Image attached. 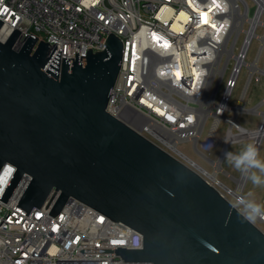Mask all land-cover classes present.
Instances as JSON below:
<instances>
[{
  "label": "water",
  "instance_id": "1",
  "mask_svg": "<svg viewBox=\"0 0 264 264\" xmlns=\"http://www.w3.org/2000/svg\"><path fill=\"white\" fill-rule=\"evenodd\" d=\"M3 21L0 19V28ZM20 30L0 40V170L16 171L0 199L31 176L15 208L53 203L58 215L78 199L143 235L142 248L116 252L149 264H264V232L199 172L107 110L123 43L110 32L103 50L79 61L57 43ZM36 46V48H35ZM35 48V49H34ZM60 65V68H59Z\"/></svg>",
  "mask_w": 264,
  "mask_h": 264
},
{
  "label": "built area",
  "instance_id": "2",
  "mask_svg": "<svg viewBox=\"0 0 264 264\" xmlns=\"http://www.w3.org/2000/svg\"><path fill=\"white\" fill-rule=\"evenodd\" d=\"M228 1L0 0V32L7 34V40L14 29L20 30L17 46L30 33L38 37L37 44L41 39L57 43L45 71L59 50L60 65L67 57L71 66L78 45L80 61L88 47L103 50L108 35L114 33L123 43L122 62L106 110L210 182L179 145L189 141L192 148L212 147L220 122L227 125L222 136L229 140L227 145L244 138L243 126L227 110L241 69L248 65V49L241 60L244 41L236 51L240 33L232 42L233 30L228 36L233 22ZM243 1L235 2L240 11ZM195 5H203L217 27L204 24ZM212 35L221 41L213 42ZM254 72L250 71L248 85ZM212 116L219 119L203 137ZM16 169L9 162L2 166L0 196ZM30 178L24 174L8 200L0 199V264H149L126 262L116 252L81 251L142 248L143 235L78 199L70 200L55 216L49 214L53 203L34 207L28 215L15 208Z\"/></svg>",
  "mask_w": 264,
  "mask_h": 264
},
{
  "label": "rangeland",
  "instance_id": "3",
  "mask_svg": "<svg viewBox=\"0 0 264 264\" xmlns=\"http://www.w3.org/2000/svg\"><path fill=\"white\" fill-rule=\"evenodd\" d=\"M257 5V0H244L241 4V13L239 17L236 18V21L242 24L245 32L237 29H233L232 31L231 42L234 37L240 33L236 51L241 49L243 41L246 38V32L248 34V31L251 30L252 25L249 19L254 15ZM261 21H264V12L261 14ZM255 26L252 32L253 39L250 45H248L249 48L246 54V61L248 63H253L256 60L255 62L258 65V70L254 72L252 81L248 85L247 81L251 70L247 64V66L243 65L238 76L237 86L232 92L231 101L229 103L230 109L227 110L229 116L236 115L240 124L248 131L259 129L264 122V24L256 23ZM234 63L233 60L229 65L227 73H230ZM256 76L259 78V81ZM223 87L222 85L221 89H223ZM241 95L244 97L242 101H239ZM240 102L242 103L241 105H239ZM232 107H235V110L232 109ZM214 121V116L207 120L205 131L202 134L203 137H205V134ZM226 126L224 122L219 123L217 143L208 149L192 148V144L189 141L180 143L179 147L206 171L211 173L217 171L218 181H215L210 176H208V179L229 201L232 202V190L238 188V179L242 176V173L235 169L229 161L224 159L223 150L226 149L234 154H238L248 143L254 142V138L246 136L238 142L228 145L225 143V145L221 139ZM258 149L259 158L264 161V136H261V144ZM249 193H252L251 197H248ZM241 196L254 199L257 203L264 205V185L255 186L246 179L239 197ZM235 206L244 214L242 205L237 203ZM253 222L264 232V220L256 219Z\"/></svg>",
  "mask_w": 264,
  "mask_h": 264
},
{
  "label": "bare ground",
  "instance_id": "4",
  "mask_svg": "<svg viewBox=\"0 0 264 264\" xmlns=\"http://www.w3.org/2000/svg\"><path fill=\"white\" fill-rule=\"evenodd\" d=\"M229 13L233 19V22H232V27L228 33V36L230 35L231 31L233 29H237V30H240V31H244V27L242 26V24L238 23L236 20L237 17H239L241 11L238 7H236L235 5V2L236 0H229ZM258 2V5H257V8L255 10V13L252 17H250V22H251V30L248 31V34L246 32V38L244 40V45H243V50H242V53H241V60H242V56L245 55L247 49H248V45H250L251 43V40L253 39L252 37V32H253V28L256 27L255 24L256 23H263L264 24V21H261V14L264 12V0H257ZM196 8V10L201 14H206V19H207V23H204V24H207L209 25V27L215 25V27H217V23L215 20H213L210 16V13L208 12L207 9L204 8L203 5H195L194 6ZM182 16L184 15V13L181 14ZM211 28H214V27H211ZM247 35H248V38H247ZM214 35H212L213 37ZM227 36V37H228ZM252 37V38H251ZM7 38V34L4 33L3 31L0 32V40L2 41H5ZM264 38V37H263ZM262 38V39H263ZM213 42L215 43H219L221 41V39L219 37H213L212 38ZM227 38L225 37L224 39V43L226 42ZM224 49V48H223ZM241 60L239 62H241ZM256 61V60H255ZM253 62V63H248V65L250 66L251 68V72L253 73L254 71L258 70V65L256 62ZM242 101V99H239V101ZM242 103L240 102L239 105H241ZM232 109L235 110V107H232ZM208 112H206L207 114ZM204 114L200 116V118L198 119V122L202 123L204 121ZM219 119V116H216V120L215 122H217ZM243 132H242V137H246V136H249V137H253L254 138V142L256 143V146L257 148H259L260 144H261V136L264 134V127L262 128H259L257 130H246V129H242ZM222 142L225 144V140L224 139H221ZM226 145V144H225ZM225 152H228V150L224 149L223 150V155ZM202 170L210 177H212L215 181H218V177H217V171L214 172V173H211V172H208L206 171L203 167H201ZM218 168L220 169V167L218 166ZM245 181H246V177L245 175L242 174V176L238 179V188L236 190H232V195H233V201H232V204L236 205L237 204V200H238V197L240 195V192L241 190L243 189L244 187V184H245ZM259 220H264V218H257Z\"/></svg>",
  "mask_w": 264,
  "mask_h": 264
},
{
  "label": "clouds",
  "instance_id": "5",
  "mask_svg": "<svg viewBox=\"0 0 264 264\" xmlns=\"http://www.w3.org/2000/svg\"><path fill=\"white\" fill-rule=\"evenodd\" d=\"M225 143H229L227 138ZM224 159L245 175L246 179L253 185H264V161L259 158V149L255 142L248 143L238 154L231 151L225 152ZM251 196L252 193H249L248 197ZM237 203L243 206L244 214L248 220L254 221L257 218H264V205L257 203L254 199L241 196Z\"/></svg>",
  "mask_w": 264,
  "mask_h": 264
},
{
  "label": "snow or ice",
  "instance_id": "6",
  "mask_svg": "<svg viewBox=\"0 0 264 264\" xmlns=\"http://www.w3.org/2000/svg\"><path fill=\"white\" fill-rule=\"evenodd\" d=\"M202 19H203L204 23H207L206 14H202ZM213 27H215V25H213ZM169 119H171V117H169ZM8 171H10V170H8ZM0 182H3V178H0Z\"/></svg>",
  "mask_w": 264,
  "mask_h": 264
}]
</instances>
